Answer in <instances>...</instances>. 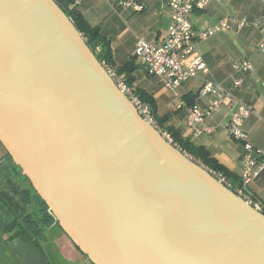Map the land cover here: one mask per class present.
<instances>
[{
	"label": "water",
	"instance_id": "1",
	"mask_svg": "<svg viewBox=\"0 0 264 264\" xmlns=\"http://www.w3.org/2000/svg\"><path fill=\"white\" fill-rule=\"evenodd\" d=\"M0 143L93 264H264V213L142 119L56 0H0Z\"/></svg>",
	"mask_w": 264,
	"mask_h": 264
},
{
	"label": "crops",
	"instance_id": "2",
	"mask_svg": "<svg viewBox=\"0 0 264 264\" xmlns=\"http://www.w3.org/2000/svg\"><path fill=\"white\" fill-rule=\"evenodd\" d=\"M139 1L146 6L141 13L131 8H116L108 0H80L79 3L86 19L93 26L100 27L103 35L111 41L118 65L126 64L136 56L139 39L160 46L169 37L172 18L167 3L163 0ZM208 1L204 10H196L191 15L197 31L211 28L227 17L235 21L233 29L198 42L195 52L186 60V67L204 63L208 72H200L197 78L175 89L168 88L161 77L148 76L143 68H139L135 75L138 86L153 95L159 116L168 117L166 126L181 132L194 147L208 151L231 176L229 179L224 174L228 180L237 185L241 183L245 149L242 143L226 133L229 108L224 106L207 118L205 125L214 131L201 135H195L189 129L188 112L190 104L201 108L207 106L211 97H203L200 93L206 81L219 84L236 100L253 108L244 130L249 142L264 152V54L259 51V45L264 42V0ZM241 22L245 25L237 28ZM136 59L139 64V59ZM239 61H250L253 69L235 72L234 65ZM237 79L243 81L239 88L234 86ZM250 189L263 203L264 211V170L250 184Z\"/></svg>",
	"mask_w": 264,
	"mask_h": 264
},
{
	"label": "built area",
	"instance_id": "3",
	"mask_svg": "<svg viewBox=\"0 0 264 264\" xmlns=\"http://www.w3.org/2000/svg\"><path fill=\"white\" fill-rule=\"evenodd\" d=\"M113 6L119 9L131 8L136 13H141L146 9L144 3L139 0H108ZM167 3L172 18L169 28V37L163 45L149 43L145 39H139L136 45L135 54L139 59V64L148 75L161 77L166 86L175 89L184 85L192 79L198 77L200 72L207 73L208 69L204 63H199L191 67H186V60L193 55L197 43L205 41L219 32L234 28V19L227 17L217 25L197 31L192 22L191 15L196 10H204L208 0H163ZM80 3V0L77 1ZM245 25L244 22L238 23L237 28ZM259 51L264 54V42L259 45ZM253 65L250 61H239L235 63L234 70L237 73L251 71ZM109 75L115 81L118 89L129 99L136 108L137 113L142 119L151 124L170 144L180 150L188 159L202 165L205 170L216 178L221 184L230 189L238 197L242 198L248 205L259 212H263V203L253 191L250 184L259 177L264 170V152L257 150L248 140V135L244 130L246 119L252 114L253 108L236 100L222 86L212 81H206L200 93L203 97H211L207 106L201 108L194 104L189 108L188 127L195 135L210 133L214 130L205 125L207 118L224 106L229 108L230 119L226 125L227 135L244 145L245 153L242 160L241 183L234 185L221 172L207 168L197 161L189 153L182 151L175 143L173 137L165 132L158 123L151 107L144 103L136 92L135 86H130L125 80V76L118 75L115 69L109 68ZM242 80L237 79L234 86L239 88Z\"/></svg>",
	"mask_w": 264,
	"mask_h": 264
},
{
	"label": "flooded vegetation",
	"instance_id": "4",
	"mask_svg": "<svg viewBox=\"0 0 264 264\" xmlns=\"http://www.w3.org/2000/svg\"><path fill=\"white\" fill-rule=\"evenodd\" d=\"M3 150L0 155V264H91L63 232L59 222L48 217L49 209L33 196L29 181Z\"/></svg>",
	"mask_w": 264,
	"mask_h": 264
},
{
	"label": "trees",
	"instance_id": "5",
	"mask_svg": "<svg viewBox=\"0 0 264 264\" xmlns=\"http://www.w3.org/2000/svg\"><path fill=\"white\" fill-rule=\"evenodd\" d=\"M77 1L78 0H56L59 7L71 19V21L76 26L77 30L84 37L85 41L87 42L88 46L93 51V53L96 55L99 62L107 69H109V68L115 69L117 71L118 75L125 76V80L128 83V85L136 87V92H137L138 96L140 97V99L144 103L148 104L151 107L153 114L155 115V118L158 121V123L162 126V128L165 130V132L169 133L173 137L174 143L179 148H181L182 151H185V152L189 153L190 155H192L197 161H200L207 168H211V169L219 171V172L221 171L223 174H225L230 179L231 176L226 171H224L223 167H221L218 164L216 159H214L208 151H206L202 147H198V148L194 147L192 142L190 141V139L184 138V136L181 132L177 131L173 127L166 126V123L168 122V117L167 116H164V117L159 116L158 106L156 104V101H155L153 95L151 93H149L148 91L140 88L137 84V77H136L135 73L137 72V70L139 68H143L140 64L137 63V59H136L137 56H135L133 59H131L126 64L118 65L116 63V60H115L111 41L105 35H103L100 27L93 26L86 19L85 15H84L83 11L80 9ZM148 76L152 77L151 75H148ZM193 105L194 104H190V107ZM0 145L2 146L3 149H5L1 143H0ZM5 151H6V149H5ZM6 153L9 157V159L13 162V159L11 158L9 153L7 151H6ZM13 164L15 165V167L19 171H21V169L14 162H13ZM24 177L29 181L30 187L32 189V192L34 193V196H36L38 201L42 202L48 208L47 204L40 198V196L37 194V192L33 188V185L30 182V180L26 176H24ZM263 213H264V211H263ZM48 217L54 218L50 213L48 214ZM91 264H93V263H91Z\"/></svg>",
	"mask_w": 264,
	"mask_h": 264
},
{
	"label": "rangeland",
	"instance_id": "6",
	"mask_svg": "<svg viewBox=\"0 0 264 264\" xmlns=\"http://www.w3.org/2000/svg\"><path fill=\"white\" fill-rule=\"evenodd\" d=\"M4 150H3V148H2V146L0 145V155H1V153L3 152ZM0 158H1V156H0ZM20 172V171H19ZM33 193V192H32ZM33 196H34V193H33ZM34 197H36V196H34ZM73 248V247H72ZM71 248V249H72Z\"/></svg>",
	"mask_w": 264,
	"mask_h": 264
}]
</instances>
